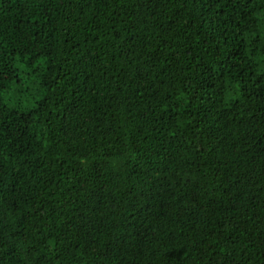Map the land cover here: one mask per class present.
Wrapping results in <instances>:
<instances>
[{
  "label": "trees",
  "instance_id": "trees-1",
  "mask_svg": "<svg viewBox=\"0 0 264 264\" xmlns=\"http://www.w3.org/2000/svg\"><path fill=\"white\" fill-rule=\"evenodd\" d=\"M0 264H264V0H0Z\"/></svg>",
  "mask_w": 264,
  "mask_h": 264
}]
</instances>
